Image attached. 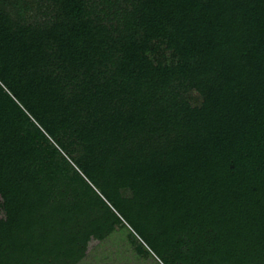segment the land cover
Masks as SVG:
<instances>
[{
  "label": "trees",
  "instance_id": "trees-1",
  "mask_svg": "<svg viewBox=\"0 0 264 264\" xmlns=\"http://www.w3.org/2000/svg\"><path fill=\"white\" fill-rule=\"evenodd\" d=\"M126 224L163 264H264V0H0V264Z\"/></svg>",
  "mask_w": 264,
  "mask_h": 264
},
{
  "label": "rangeland",
  "instance_id": "rangeland-1",
  "mask_svg": "<svg viewBox=\"0 0 264 264\" xmlns=\"http://www.w3.org/2000/svg\"><path fill=\"white\" fill-rule=\"evenodd\" d=\"M187 96L193 104L201 101L194 90L188 92ZM130 232H133V229L126 224L104 240L93 239L89 244L87 256L79 264H163L151 251L149 256L139 255L130 240ZM137 239L142 242L138 236Z\"/></svg>",
  "mask_w": 264,
  "mask_h": 264
}]
</instances>
